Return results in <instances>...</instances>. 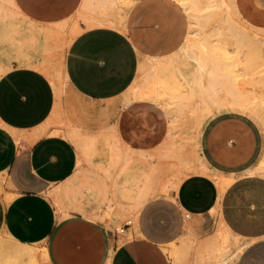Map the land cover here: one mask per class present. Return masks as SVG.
<instances>
[{"label": "crops", "instance_id": "crops-1", "mask_svg": "<svg viewBox=\"0 0 264 264\" xmlns=\"http://www.w3.org/2000/svg\"><path fill=\"white\" fill-rule=\"evenodd\" d=\"M84 1L14 0L23 14L16 37L23 34L17 38L18 57H10L4 42L0 58L5 69L0 74V235L44 245L48 264H226L225 256L203 249L215 240L221 221L247 240L236 264L264 238V177L248 168L258 138L243 118L255 121V116L226 107L207 115L198 128L202 167L230 180L221 193L208 175L190 174L171 198L162 196L157 205L152 204L158 197L149 199L138 210L131 206L133 191L113 189L105 146L97 145L83 161L71 140L54 133L58 114L97 139L100 131H116L133 152L151 151L167 135L168 115L158 104L123 100L141 56L164 57L185 40V8L177 0H120L121 22L109 25L90 21L118 18L81 15ZM231 1L244 21L264 29V0ZM61 43L66 81L57 89L42 68L45 50L56 53ZM221 110L229 113L214 114ZM133 216V222H122L127 226L121 234L112 233L114 221ZM177 247L179 257L171 253Z\"/></svg>", "mask_w": 264, "mask_h": 264}, {"label": "bare ground", "instance_id": "bare-ground-1", "mask_svg": "<svg viewBox=\"0 0 264 264\" xmlns=\"http://www.w3.org/2000/svg\"><path fill=\"white\" fill-rule=\"evenodd\" d=\"M119 1L85 0L83 2L84 14L81 15H106L107 9L115 6ZM177 1L185 8L189 17L188 35L180 53L176 56L159 58L141 56L137 76L132 85L137 94L145 95L144 97L158 104L168 115L167 135L155 149L133 153L119 139V151L115 152V155L118 153L117 160L114 161L116 164L113 166L112 160V167H109L113 168L114 178L109 174L113 185L109 184L114 190L120 188L121 192L122 189L133 191L131 206L137 210L149 199L162 196L171 198L169 193L175 191L178 184L190 174L208 175L217 183L220 193L230 183V180H224L205 170L196 153L197 131L207 115L218 109L237 107L249 112L260 122H264V29L244 21L231 0ZM22 22L23 14L14 0H0V58L5 51L2 45L4 42L6 46L8 45L7 50L10 57H18L19 41L17 38H22L23 30L21 38L16 35L18 26ZM90 22L118 25L120 20L105 18ZM69 42L70 39L67 44ZM224 47H228L229 52L225 51ZM45 52L48 55L44 58L42 70L52 85L58 89V80L51 70L53 66L61 62L64 46L61 43V49L56 53L47 50ZM185 57L195 58L203 64L204 72L202 78L199 79L198 88L194 92L190 90L189 93V91L176 90L170 85H161L163 73L174 65L177 58ZM1 61L0 74L5 70L4 64L1 66ZM61 70L62 66L59 72ZM55 72L59 74L58 71ZM142 82L146 83L145 92H143V86L140 85ZM128 102L130 100H127L126 104ZM188 113H191L193 117H187ZM54 118V123L59 126L54 133L71 140L76 145L81 159L91 156L94 145L88 135L70 126L58 114H55ZM182 123H188V128L185 131V137L177 140L178 126ZM85 160L87 159H83ZM104 171L107 172V170ZM253 173L264 177V168H257ZM118 177H121L119 181ZM128 220L133 222L134 216L129 217ZM4 235H6L4 237L6 243L2 244L0 257L5 260L0 258L2 260L0 264H11L7 261L8 257L23 259L15 264H31L32 260L41 257V253L33 245L21 244L7 234ZM213 235L215 240L204 244L203 249L205 251L212 249L226 257V264H234L247 240L232 233L221 221L217 224ZM179 252L180 247L171 250L173 256L179 257Z\"/></svg>", "mask_w": 264, "mask_h": 264}, {"label": "rangeland", "instance_id": "rangeland-1", "mask_svg": "<svg viewBox=\"0 0 264 264\" xmlns=\"http://www.w3.org/2000/svg\"><path fill=\"white\" fill-rule=\"evenodd\" d=\"M128 4H125L124 6H127ZM111 8L116 9V10L112 13H108L107 11ZM120 10H121V8H119V5L116 4L115 6L107 9L106 15H114L112 17L118 18L121 22V17L119 16V15H121ZM187 19H188V17H187ZM188 30H189V19H188ZM184 41L185 40H183V42L177 48L176 51H174V52H172L169 55H166L164 57H168L170 55H172V56L178 55L180 53V50H181V47H182ZM224 49H225V51L227 50V52H229L228 47H224ZM64 54H65V51L63 52L62 60L59 63L62 66L61 72H59L61 69V66L59 64L53 66L52 70H51L53 76L55 78H57L56 80H58L57 81L58 85L61 87H63V85L65 84V81H66V74H65V70H64ZM55 71H58L59 74ZM203 72H204L203 64L200 63L195 58H192V57H185V58H179V59L177 58L174 61V65L170 69H167L163 73L161 85H166V86L170 85V86L174 87L176 90H180L181 92H188L189 91V93H190V90H192V92H194L200 84L199 79L202 78ZM60 73H61V75H60ZM57 75H59V76L56 77ZM140 85H141V87L143 86L142 89H143V92H145L144 87L146 86V83L142 82ZM183 85L184 86L188 85V86H186L187 89L184 88ZM183 89H185V90H183ZM140 94H137V92L133 90L132 86H130L128 88V90L126 91V93H124L123 102L130 100V99H147L146 97H144L145 95L141 94L142 95L141 96ZM220 113H229V112L221 110V111L215 112L214 114H220ZM230 114H236V115L243 117L242 115H240L238 113H234V112L230 113ZM186 116L189 118L193 117V115L191 113H188ZM243 118L247 119L253 125V127L256 131V134H257V138H258L256 153H255L252 161L248 165V168H254V167L255 168H264V122H260L257 119H255L254 117L253 118L255 119V121H252L250 118H247V117H243ZM178 127H179V132L177 135V140H181L185 137V131L188 128V123H182ZM182 127H183V129H182ZM100 134L102 135L101 139H97V138L91 136L90 134H86L91 139V142L94 145L92 152H91V156L95 154V147L97 145L99 146L101 144V145L105 146V152L107 153V156H109V159L111 161V163L108 165V169H109V171H113V168L112 169H110V168L112 167L111 166L112 160H113V166L116 164L115 163L117 160L116 155L118 153H116V155H115V152L119 151L120 140H119V138L117 139L118 136L116 135V131H114V130H110V129L107 130L106 129V130L100 131ZM116 141H119V142L116 143ZM117 148H118V150H117ZM131 153H133V151H131ZM169 154L172 155L173 153L169 152ZM104 159L105 158H103V160ZM160 200H161V197H158L153 202L154 204H152V205H157ZM108 217H111V216L108 215ZM102 219H103V217H101V220ZM128 219L129 218H123V219H120L118 221H114L113 224L116 228H119V227H121L122 222H129ZM105 223H108V222L106 221ZM210 227H211V222L209 223L208 228L205 229V231H207V232L210 231ZM111 230L112 229H110V231ZM209 233L206 236L211 235L213 232L210 234ZM4 234L5 233H3V235L0 236V254L2 253V248H1L2 244L6 243V238H4L6 235H4ZM33 246L41 253V257H39L35 260H32L31 264H48L46 256H45L46 251H45L44 245H33ZM1 259L5 260L4 258H1ZM1 259H0V261H2ZM21 260H23V259H21ZM21 260H19L17 258H12V257L7 258V261L11 262V264H15L17 261H21ZM208 264H220V263L211 262ZM236 264H264V238L257 239L253 243V245H251L247 250H245L244 253L242 254L240 260Z\"/></svg>", "mask_w": 264, "mask_h": 264}, {"label": "built area", "instance_id": "built-area-1", "mask_svg": "<svg viewBox=\"0 0 264 264\" xmlns=\"http://www.w3.org/2000/svg\"><path fill=\"white\" fill-rule=\"evenodd\" d=\"M187 215H188V213H185V214H184L185 217H187ZM126 226H127L126 224H123V225H122L121 227H119V228H114V229L112 230V233H113V234H121Z\"/></svg>", "mask_w": 264, "mask_h": 264}]
</instances>
